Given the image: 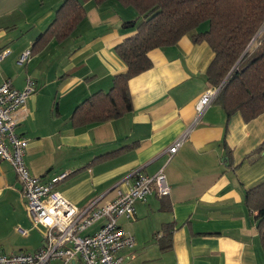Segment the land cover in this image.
<instances>
[{
  "label": "crops",
  "instance_id": "crops-1",
  "mask_svg": "<svg viewBox=\"0 0 264 264\" xmlns=\"http://www.w3.org/2000/svg\"><path fill=\"white\" fill-rule=\"evenodd\" d=\"M63 1L0 0V53L8 51L0 61V85L9 81L22 90L28 78L36 85L16 128L28 140L23 160L30 173L42 183L64 174L55 189L82 210L112 201L134 173L152 176L164 167L170 195L160 198L153 191L135 204L134 219L118 220L136 241L125 253L132 256L127 264H264L255 213L244 202V193L264 182V113L245 123L238 113L227 118L212 101L196 111L214 90L206 82L214 55L207 43H194L187 34L148 53L152 68L128 82L130 112L73 126L75 107L97 91H109L114 76L127 71L114 48L136 34L123 24L137 12L117 0L88 2L70 37L51 40L19 65ZM181 136L183 143L168 160L169 147ZM20 188L12 166L0 161V255L33 253L43 245ZM170 224L172 246L162 252L157 238Z\"/></svg>",
  "mask_w": 264,
  "mask_h": 264
},
{
  "label": "trees",
  "instance_id": "trees-1",
  "mask_svg": "<svg viewBox=\"0 0 264 264\" xmlns=\"http://www.w3.org/2000/svg\"><path fill=\"white\" fill-rule=\"evenodd\" d=\"M106 1L64 0L52 23L33 42L29 56L51 40L62 42L70 37L85 18L84 4L92 2L96 6ZM117 1L137 12L135 20L123 24L136 34L114 48L127 71L114 76L109 91H97L75 107L73 126L103 123L130 112L128 82L152 68L148 53L175 45L187 34H193L194 43H207L213 52L206 82L214 89L222 85L212 102L223 109L226 117L238 113L249 123L264 113V0ZM201 26L205 30L197 32ZM244 202L255 213V228L264 252V182L246 191ZM172 230V224L163 227L164 235L157 238L161 239L160 251L171 248Z\"/></svg>",
  "mask_w": 264,
  "mask_h": 264
},
{
  "label": "built area",
  "instance_id": "built-area-1",
  "mask_svg": "<svg viewBox=\"0 0 264 264\" xmlns=\"http://www.w3.org/2000/svg\"><path fill=\"white\" fill-rule=\"evenodd\" d=\"M8 51L0 53V61ZM29 51L18 59L19 65L29 60ZM36 92L35 82L28 78L22 90L15 89L9 81L0 85V161L8 162L20 183L21 195L33 228L42 231L43 245L33 253L0 255V264H48L59 260L60 264H127L136 245L134 236L118 225L119 218H135V204L144 202L155 192L160 197L170 195L164 167L154 175L133 174V180L124 191L101 206L90 205L79 210L55 189V183L65 175H59L48 183L33 176L24 163L28 140L16 133L19 113L26 112V102ZM215 97L214 91L204 95L196 105L200 113ZM184 136L168 149V160L177 153ZM102 225L92 234L85 232L95 223ZM21 235L26 232L17 228Z\"/></svg>",
  "mask_w": 264,
  "mask_h": 264
},
{
  "label": "water",
  "instance_id": "water-1",
  "mask_svg": "<svg viewBox=\"0 0 264 264\" xmlns=\"http://www.w3.org/2000/svg\"><path fill=\"white\" fill-rule=\"evenodd\" d=\"M221 86H222V85H221ZM221 86H220V87H221ZM220 87H219V88H220ZM219 88H218V89H214V90H213V91H214V95H216V94H217V92H218Z\"/></svg>",
  "mask_w": 264,
  "mask_h": 264
}]
</instances>
